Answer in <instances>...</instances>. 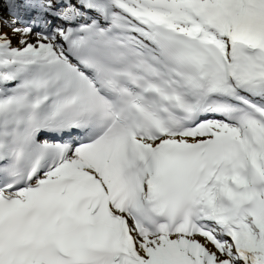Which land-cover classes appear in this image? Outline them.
I'll use <instances>...</instances> for the list:
<instances>
[{
	"label": "snow or ice",
	"instance_id": "obj_1",
	"mask_svg": "<svg viewBox=\"0 0 264 264\" xmlns=\"http://www.w3.org/2000/svg\"><path fill=\"white\" fill-rule=\"evenodd\" d=\"M0 264H264V0H0Z\"/></svg>",
	"mask_w": 264,
	"mask_h": 264
}]
</instances>
